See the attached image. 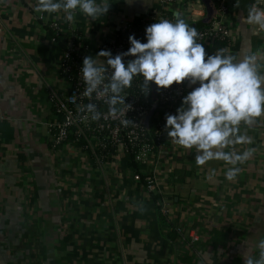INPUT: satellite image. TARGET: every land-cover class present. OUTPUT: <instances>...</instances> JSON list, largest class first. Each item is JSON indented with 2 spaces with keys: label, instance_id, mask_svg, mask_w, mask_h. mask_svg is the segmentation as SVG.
<instances>
[{
  "label": "crops",
  "instance_id": "obj_1",
  "mask_svg": "<svg viewBox=\"0 0 264 264\" xmlns=\"http://www.w3.org/2000/svg\"><path fill=\"white\" fill-rule=\"evenodd\" d=\"M183 1L168 10L184 17ZM35 3L0 0V264H244L246 249L258 259L264 239V116L241 125L250 142L236 149L255 151L232 181L223 161L197 166L195 149L173 143L141 170L152 174V191L126 174L113 177L109 165L100 169L71 145L53 149L49 89L61 92L66 84L59 75L60 52L46 36L51 24L61 26L66 48L80 36L93 53L122 25L159 6L157 0H109L106 15L93 21L77 12L69 24L63 13L35 12ZM210 3L207 18L215 15ZM253 3L226 18L232 28L227 52L243 56L264 49V34L242 22ZM203 45L207 55L223 48L211 39ZM258 63L264 64V56ZM184 83L186 95L198 86ZM151 192L160 197L159 208Z\"/></svg>",
  "mask_w": 264,
  "mask_h": 264
},
{
  "label": "clouds",
  "instance_id": "obj_2",
  "mask_svg": "<svg viewBox=\"0 0 264 264\" xmlns=\"http://www.w3.org/2000/svg\"><path fill=\"white\" fill-rule=\"evenodd\" d=\"M131 2V0H126ZM262 0L248 7L245 25H251L256 35L264 34V8ZM238 2L235 7H238ZM109 0H36L37 13H63L66 23L75 24L77 12L89 20H97L109 11ZM174 19H160L145 28L146 42L129 35L130 47L126 52L112 55L109 50L99 51L95 57L87 55L82 60L80 76L85 85L83 95L93 94L108 106V114L117 116L132 109L125 103L126 89H130L136 77H141L140 91L149 95L150 85L157 91L173 84L187 81L197 85L182 97L175 114L166 115L164 130L172 143L180 148L195 149L197 166L209 161H223L229 165L224 173L229 181L236 179L241 168L255 151H238L236 145L249 143L242 134L241 125H252L264 116V64L258 58L264 49L248 51L243 56L217 49L207 55L205 47L198 42L200 33L190 25L180 12ZM125 57L132 59L125 62ZM88 115L84 119L99 120L103 113L97 105L84 106ZM120 123L127 127L133 121L124 118ZM225 149H228L225 151ZM143 210V206H139ZM259 258L253 259L250 249L243 253L244 264H264V239L258 243Z\"/></svg>",
  "mask_w": 264,
  "mask_h": 264
},
{
  "label": "built area",
  "instance_id": "obj_3",
  "mask_svg": "<svg viewBox=\"0 0 264 264\" xmlns=\"http://www.w3.org/2000/svg\"><path fill=\"white\" fill-rule=\"evenodd\" d=\"M175 1L157 0L159 7L141 16L139 26H133V22L122 25L111 37L102 40L93 53L80 43L82 37L73 36L70 39L68 47L59 57V75L65 81L66 88L61 92L49 89L53 108L52 119L48 124L51 148L71 145L88 155L100 169L103 165H109L113 177L126 174L134 182L143 180V187L148 191L153 190L152 174H142L141 170L154 164L158 153L172 144L164 130L166 115L175 114L177 104L186 95L185 83L173 84L168 89L159 91L157 89L155 91L151 84L149 95L144 96L139 87L142 78L136 77L132 87L125 90L127 94L125 103L131 104L132 109L126 111V117L123 114L111 116L103 100L98 99L95 94L91 98L83 95L85 85L80 76V69L82 60L87 55L95 57L101 50H109L113 56L126 52L130 47L129 35L146 42V26L160 19L172 20L173 18L168 16V13H171L168 8ZM210 1L215 7V15L210 27L197 30L200 33L198 42L203 44L206 39H211L214 43L223 44V49L227 50L230 48V42L232 43V28L225 20L228 16L236 17L239 14L240 6L235 7L238 0ZM181 5L188 23L196 24L203 20L206 8L200 0H184ZM259 6L264 8V1ZM50 28L55 37L61 35L62 29L57 22H53ZM130 59L132 57L124 58L125 62ZM89 103L96 104L97 109L103 113L99 120L84 119L88 115L84 106ZM151 110L153 113L147 121ZM124 118L133 121L134 124L123 126L120 121ZM129 156L137 165L138 171L130 169L124 171L122 162ZM190 239L192 242L198 240L195 235H191Z\"/></svg>",
  "mask_w": 264,
  "mask_h": 264
},
{
  "label": "trees",
  "instance_id": "obj_4",
  "mask_svg": "<svg viewBox=\"0 0 264 264\" xmlns=\"http://www.w3.org/2000/svg\"><path fill=\"white\" fill-rule=\"evenodd\" d=\"M251 0H238V3H239V6L241 7L242 4H247L248 2H250ZM206 8V6H205ZM207 8L205 10V16L203 18V20L199 23H196V24H190L192 25L193 27H195L197 30H204L208 27H210L212 21H213V17L211 18H207ZM168 16H171L173 19V14L171 13H168ZM141 17L135 19L133 21V26L137 27L139 26V21H140ZM47 38L49 40L52 41L54 47L61 53H63L65 50H66V43H65V40L62 36H58V37H55L54 33L52 30L48 29L47 30ZM217 46L221 47L223 46V44H219V43H215ZM181 104V100L180 102L177 104L176 108L179 107ZM123 166L127 169H131L132 171H138V167L137 165H135L133 162H132V159H131V156L125 158L122 162ZM175 174H177V172L173 173L171 176H170V180L169 182L172 183L175 181ZM177 180V179H176ZM139 185H144V181L141 180L140 182H138ZM151 195V198L152 200L158 205V208L160 207L161 203H160V197L158 195H155L153 194L152 192L150 193Z\"/></svg>",
  "mask_w": 264,
  "mask_h": 264
},
{
  "label": "water",
  "instance_id": "obj_5",
  "mask_svg": "<svg viewBox=\"0 0 264 264\" xmlns=\"http://www.w3.org/2000/svg\"><path fill=\"white\" fill-rule=\"evenodd\" d=\"M200 1L204 4V6H206L207 14L211 15L212 12H213V7H212V4L210 3V0H200ZM153 88L156 91V86L154 84H153ZM152 113H153V110H151L150 114L148 115L147 121L149 120V118L152 115Z\"/></svg>",
  "mask_w": 264,
  "mask_h": 264
}]
</instances>
